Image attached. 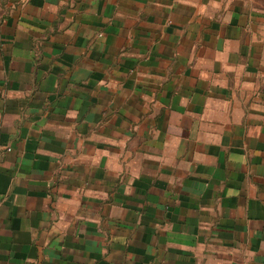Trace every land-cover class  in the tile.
<instances>
[{"label": "crops", "instance_id": "1", "mask_svg": "<svg viewBox=\"0 0 264 264\" xmlns=\"http://www.w3.org/2000/svg\"><path fill=\"white\" fill-rule=\"evenodd\" d=\"M0 264H264V0H0Z\"/></svg>", "mask_w": 264, "mask_h": 264}]
</instances>
